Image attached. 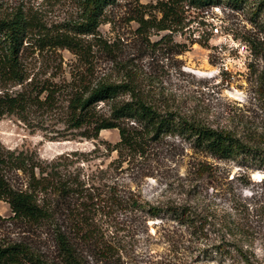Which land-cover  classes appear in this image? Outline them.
<instances>
[{
  "label": "rangeland",
  "instance_id": "rangeland-1",
  "mask_svg": "<svg viewBox=\"0 0 264 264\" xmlns=\"http://www.w3.org/2000/svg\"><path fill=\"white\" fill-rule=\"evenodd\" d=\"M156 1L117 0L108 6L96 37L110 47L102 49L92 36H83L90 47L84 63L66 49L41 48L35 42L43 32L63 31L77 16V0H0V18L21 11L40 26L30 32L20 55L26 80L1 87L9 93L29 91L34 83L55 87L50 107L30 108L24 120L16 115L0 118V144L44 163L67 166L71 178L78 176L90 191H111L123 199L192 213L185 224L167 212L150 218L130 207L97 215V238L115 252L101 260L94 248L72 238L84 264H244L238 251L253 264H264L263 169L198 153L173 135L146 142L141 152L128 155L111 150L119 142L115 129L101 131L94 140L64 124L78 79L95 83L140 77L141 89L154 95L159 108L234 130L264 147V52L253 58L243 41L258 37L261 21L251 20L253 1L242 9L221 4L195 10L185 5L180 33L138 32L134 14ZM178 43L186 50L180 53ZM98 107L107 109L103 103ZM199 164L212 170L199 177ZM8 179L16 189L26 186L27 178L19 171L10 172ZM10 217L8 204L0 201L1 239L25 243L47 261L59 263L51 225L31 227Z\"/></svg>",
  "mask_w": 264,
  "mask_h": 264
},
{
  "label": "trees",
  "instance_id": "trees-1",
  "mask_svg": "<svg viewBox=\"0 0 264 264\" xmlns=\"http://www.w3.org/2000/svg\"><path fill=\"white\" fill-rule=\"evenodd\" d=\"M116 1L77 0L76 18L63 31L55 34L43 32L35 42L38 41L41 48L66 49L79 61L87 62L90 47L84 37L92 36L95 44L102 49L110 47L96 36L99 26L105 21V9ZM250 1L254 3L251 20L256 19V23L259 19L261 22L257 24L258 37L243 41L252 57L257 58L264 52V0H157L152 6L141 5L144 13L139 9L133 20L141 33L149 30L180 33L185 27V5L195 10L221 4L242 9ZM147 8L150 10L146 11ZM39 27L21 11L0 18V118L16 115L24 120L23 116L30 108H47L53 103L55 87L45 82L40 85L34 83L29 91L16 93L2 88L5 84L20 85L26 80L20 55L24 43L30 40V32ZM185 50L186 45L178 43V51ZM139 78L123 77L120 81L100 79L95 83L78 79L68 98L64 124L72 130H80L83 138L94 140L99 138L101 131L115 129L119 142L110 148L128 155L141 152L146 142L173 135L186 141L198 153L240 164L250 162L255 168L264 170V147L260 141L254 138L245 140L234 130L213 128L178 112L159 108L153 100L154 95L141 89ZM44 93L46 95L41 99ZM99 103L107 109L98 107ZM130 122L132 124L128 125ZM67 168L58 162L44 163L30 153L8 150L0 144V201L8 204L12 221L31 227L51 225L59 255L58 264H84L72 238L94 248L101 260L113 258L115 251L112 246L103 238L98 239L95 233L97 215L106 217L110 212L130 207L131 210L146 212L150 218L167 212L182 224L192 220V213L187 209L164 210L137 199H123L111 191L101 193L97 188L90 191L78 176L71 178ZM211 170L209 165L199 164L196 172L201 177ZM13 171H19L27 178L24 189H16L9 182L8 174ZM218 253L224 251L218 250ZM238 253L244 264H253L245 253ZM0 264L54 263L25 243L6 242L0 238Z\"/></svg>",
  "mask_w": 264,
  "mask_h": 264
},
{
  "label": "water",
  "instance_id": "water-1",
  "mask_svg": "<svg viewBox=\"0 0 264 264\" xmlns=\"http://www.w3.org/2000/svg\"><path fill=\"white\" fill-rule=\"evenodd\" d=\"M259 178H260V179H261V178H264V176L262 175V176H260Z\"/></svg>",
  "mask_w": 264,
  "mask_h": 264
},
{
  "label": "bare ground",
  "instance_id": "bare-ground-1",
  "mask_svg": "<svg viewBox=\"0 0 264 264\" xmlns=\"http://www.w3.org/2000/svg\"><path fill=\"white\" fill-rule=\"evenodd\" d=\"M258 176V175H257ZM260 177V176H259Z\"/></svg>",
  "mask_w": 264,
  "mask_h": 264
}]
</instances>
